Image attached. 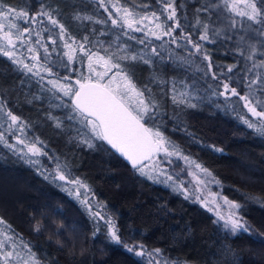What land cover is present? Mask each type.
<instances>
[{"label":"trees","instance_id":"1","mask_svg":"<svg viewBox=\"0 0 264 264\" xmlns=\"http://www.w3.org/2000/svg\"><path fill=\"white\" fill-rule=\"evenodd\" d=\"M5 2L32 15L40 11L41 5L44 10H54L53 14L65 25L68 35L78 42L88 36V47L93 50H100L101 44L104 47L111 44L113 51L117 45H124L132 52L150 54L152 47H159L170 39L155 40L145 37L143 32L130 35L144 39L145 44L129 39L120 28L112 25L98 0ZM119 2L139 15L156 12L166 26L178 22L181 27L174 35L179 37L182 29L203 45V51L191 57L192 65L169 58L170 52L187 56L190 46L177 48L167 43L163 58L153 57L151 65L122 63L126 64L138 87L147 85L151 89L149 95L159 104L155 123L164 135L184 155L213 174L219 181L221 194L241 206L238 213L250 231L232 235L221 222L214 223L216 217L191 197L186 198L169 184L139 175L105 142L93 138L90 129L78 119H69L70 115H75L64 106L70 104V100L63 97L62 104L61 99L48 90L47 81L70 76L74 83L81 72L88 74L87 59L69 64L64 56V41L59 39V29L43 17L37 22L17 21L21 30L25 27L34 30L24 37L23 44L18 43L16 55L25 63H34L27 50L31 45L39 52L40 63L51 68L52 75L43 72L44 80H40L0 54V102L26 126L23 132L19 127L9 131L10 121L0 116V134L8 145L14 146L10 148L0 142V218L11 226L9 234L14 236L16 243L27 244L40 264H264V203L260 202L264 201V137L243 123L241 117H252L239 97L231 96L230 92L227 96L213 94L214 91L223 92L224 83L244 94L248 91L245 75L255 78V71L264 72V69H257L248 73L252 62L246 61L237 51L240 36L250 38L259 51H264V45L260 44L264 36L258 35L264 27L233 16L224 9L222 0H173L176 21L167 19L161 0ZM256 3L264 9V0H256ZM209 5L214 7L209 8ZM204 8L208 10L197 11ZM76 13L93 19H73ZM230 17L237 21L235 29L229 27ZM198 18L200 25L196 23ZM95 20L104 23H94ZM203 23L210 25L211 42L199 41ZM217 29L221 35L212 36V31ZM37 32L41 44L48 48L47 59L44 47L35 43ZM49 37L56 40L55 45ZM239 47L246 48L247 44ZM205 54L209 60H204ZM256 58L264 59L259 55ZM230 65H235L232 72H228ZM213 73L217 77L215 80ZM173 84L175 93L171 91ZM181 92L190 94L195 108L172 102V95ZM57 122L60 127L56 126ZM18 138L30 143L38 140L37 146L46 154L24 156L26 150L24 145L17 143ZM82 140H90L92 147ZM217 148L222 151H215ZM53 158L67 166L68 180L79 178L87 189L80 188L79 193H75L72 183L55 179ZM84 200L89 203L82 204ZM89 209L114 220L121 244L110 240L104 220L92 217ZM37 224L41 225L39 232L34 230ZM57 240L64 243L63 248L58 246ZM124 244L135 245L137 251L143 245L145 255L128 252ZM226 248L232 250L227 256L224 254ZM156 249L160 250L159 254L155 253ZM19 250L26 252L22 247Z\"/></svg>","mask_w":264,"mask_h":264},{"label":"snow or ice","instance_id":"2","mask_svg":"<svg viewBox=\"0 0 264 264\" xmlns=\"http://www.w3.org/2000/svg\"><path fill=\"white\" fill-rule=\"evenodd\" d=\"M164 4L163 11L166 12L167 19L169 21H176V7L173 0H161ZM99 7L103 8L108 13V19L111 20L113 26L122 30L123 34L128 36L129 39L137 40L139 44H145L144 39H139L130 35L131 32H143L145 37H152L155 40L163 41L164 37H169L168 41H163L159 47H152L150 54L144 52H132L128 46L117 45L115 50L112 49V45L104 47L100 45V50H93L88 47L90 43L88 36L83 37L82 42L76 41L73 37L68 35L67 29L63 23H61L57 17L53 14V11L44 10V6L41 5L40 11L32 15L28 11L13 7L0 0V54L8 57L13 64L22 68L25 73H30L33 76H37L40 80H44L43 72H47L52 75L51 68L45 64L40 63L39 52L29 45L28 52L31 53L32 64L25 63L23 59L18 58L16 55L17 45L24 43V37L30 34L34 29L25 27L21 30L20 25L17 23L19 20H23L25 23L37 22L39 18H46L47 21L55 28L59 29V39L64 41V56L67 57L68 63L72 64L75 60L83 58L87 59V75L82 72L73 83L70 76L56 77L55 79H49L47 84L50 85L49 91H52L57 99H61L63 104V97H67L70 100V104L64 105L71 109V112L75 115L69 116V119H78L80 123L84 124L90 129L92 137L96 140L105 142L115 150L121 157H123L131 165L139 175L146 177L154 182L168 183L172 181L174 190L180 191L182 188L176 185L172 175H169L167 171L161 167V160L159 157L163 156L168 158V163H173L172 157L181 159L185 165L191 169L194 168L196 172L189 171L188 175L192 176L197 185H205L208 183H217L219 181L215 179L213 174L202 164L192 160L190 157L184 155L178 146L173 144L161 131L159 125L155 123L159 116V104L149 95L151 89L145 85L144 88L137 86L131 73L128 71L126 64L122 62H142L145 65H151L153 63V57L163 58L164 44H174L177 48H188L187 56H176L170 52V59L175 58L183 65H192L194 61L191 57L203 51V45L198 41L192 39L190 34H186L181 29L180 36L174 35L176 29H179L180 24L174 23L170 26H166L160 22V16L156 12H152L150 15H139L128 8L122 6L119 0H98ZM224 9L233 14V16H239L246 18L253 24H260L264 27V9L257 6L256 0H222ZM109 4L111 7H109ZM214 7L213 5H209ZM208 8L198 9L197 11H207ZM113 12L115 15H113ZM76 20H92L90 16H81L76 13L73 16ZM230 29L237 27V21L231 18ZM43 23L42 20L39 21ZM94 23H104L102 20H95ZM197 25L201 24L199 18L197 19ZM250 27V26H249ZM48 31V29H44ZM211 28L208 23L202 24V31L199 36V41H210ZM38 39L36 44L41 45L39 39L40 33H36ZM220 30L212 31V36H220ZM260 36H264V31L258 33ZM231 39V37H227ZM53 45L56 44L55 39L49 37ZM119 39V38H117ZM183 40L184 44L180 41ZM71 41V42H69ZM247 44L246 48H241L239 45ZM261 45H264V41H260ZM237 51L246 60L251 61V67L247 69L248 73L254 72L257 69H264V59L257 60V55L264 57V51H259L257 44L251 42L250 38L240 36L237 40ZM194 50V51H193ZM45 59H47L48 48L44 47ZM204 60H209L207 54L204 55ZM235 65L228 67V72H232ZM102 69V70H99ZM197 70H201L197 68ZM208 70H212V64H208ZM207 74V73H205ZM212 78L215 80L216 74L213 73ZM157 79L153 77V80ZM247 83L245 87L248 91L241 94L235 87L230 88L228 83L223 84L224 91L213 94L221 96H227L230 92L231 96L239 97L240 101H243L244 108L251 114L250 119L241 117L244 124L248 128L253 129L258 135L264 137V100L257 97L256 92L259 90L264 93V72L255 71V78L245 75ZM163 83V81H161ZM211 87V85H210ZM173 93L176 92L175 84L171 89ZM59 94V95H57ZM172 102L176 105L185 104L187 107L195 108L196 104L191 102L190 94L187 92H181L174 94L171 97ZM0 116H6L10 123L8 124L9 131H12L14 127H19L23 132L26 127L23 121L17 115L11 111L6 110V106L0 102ZM54 119L53 117H49ZM57 127H60V123L57 122ZM0 142L5 143L8 147L12 148L13 145H8L3 134H0ZM82 143H87L89 147H92L90 140H82ZM17 143L24 145L27 152H24V156L31 154L32 156L45 155L40 147H38V140L35 142H27L24 139H17ZM220 152L222 149H215ZM55 159V179L61 181H68L78 188L87 189V185L84 184L79 178L68 180L65 174L66 165L62 166L58 158ZM33 162L34 161H30ZM203 174V178L198 175ZM159 176H165L163 181L159 180ZM47 178V177H46ZM182 183V182H181ZM199 187L196 191H200ZM211 200L201 197H197L204 207H207L208 211L213 212L216 215L214 223L223 221V227L226 231H229L232 235L237 233L249 232L250 228L247 222L243 221L238 215L237 209L241 206L238 203L230 201L227 197H219L223 200V206L227 207V212L223 210V206L218 203V194H211ZM187 198V194H186ZM252 199H257L253 197ZM264 203V201H260ZM81 203H89L87 200L81 201ZM103 207V205H101ZM90 215L94 218L99 217L103 219L107 225V235L111 241L116 244H121L122 240L118 234L115 222L111 217H105L100 212H92L89 209ZM0 225H4V228H0V264H40L36 254L32 252L31 248L24 244L22 241L18 245L13 235H10L11 226L7 225L3 218H0ZM41 225L35 226V231L39 232ZM59 235V232H57ZM95 235V233H93ZM264 242V241H262ZM59 247L63 248L64 243L57 240ZM26 249V252H21L19 248ZM124 247L128 252H135L137 256L145 255L144 246L140 245V250H136L135 245L124 244ZM159 249L155 250L156 254H159ZM230 248L224 249V254L227 256L231 253ZM149 255H152L149 253Z\"/></svg>","mask_w":264,"mask_h":264},{"label":"rangeland","instance_id":"3","mask_svg":"<svg viewBox=\"0 0 264 264\" xmlns=\"http://www.w3.org/2000/svg\"><path fill=\"white\" fill-rule=\"evenodd\" d=\"M261 59V58H260ZM259 60V59H258ZM102 70V69H99ZM257 97H259L260 99L264 100V93H259V90H257L256 92ZM26 152L27 149L25 148ZM159 159L161 160V167L164 168L167 173L169 175L173 176V179L176 182V185H179L182 190H180L185 196L187 194V197H191L192 200H194L195 202H197L200 206L204 207L201 203L200 200H197V197H201V200H203L204 198H207L208 200H211V194H218V203H220L223 206V200L219 199V197H224L221 192H220V186L217 183H208L207 186L205 185H197L195 180L193 179L192 176L188 175L189 171H193L196 172L197 170L194 168L189 169L183 160L181 159H177L176 157H172V161L173 163L169 164L168 158L166 157H159ZM198 175H200L203 178V174L202 173H198ZM166 177L165 176H159V180H165ZM182 182V183H181ZM172 181H169L167 184L172 185ZM174 187V186H172ZM199 187L201 190L200 191H196V188ZM73 190L75 193H79L78 190H80V188H78V186H73ZM86 191L82 190V193H85ZM2 191H0V195H1ZM87 198V195L86 197ZM207 209V207H204ZM208 210V209H207ZM223 210L225 212H227V207L223 206ZM238 213V209L236 210ZM215 217L216 215L211 212ZM239 215V213H238ZM240 216V215H239ZM217 219V218H216ZM221 224L223 225V221H220ZM21 252H25V251H21ZM13 264H15V262H13Z\"/></svg>","mask_w":264,"mask_h":264},{"label":"water","instance_id":"4","mask_svg":"<svg viewBox=\"0 0 264 264\" xmlns=\"http://www.w3.org/2000/svg\"><path fill=\"white\" fill-rule=\"evenodd\" d=\"M109 146V145H108ZM110 147V146H109ZM111 149V147H110ZM116 155H118L122 160H124L130 167L131 165L128 163V161H126L123 157H121L118 153L115 152V150L111 149Z\"/></svg>","mask_w":264,"mask_h":264}]
</instances>
